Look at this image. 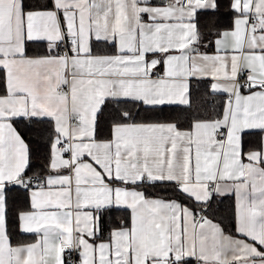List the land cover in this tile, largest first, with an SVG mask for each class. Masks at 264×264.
Returning a JSON list of instances; mask_svg holds the SVG:
<instances>
[{
	"label": "snow or ice",
	"instance_id": "obj_1",
	"mask_svg": "<svg viewBox=\"0 0 264 264\" xmlns=\"http://www.w3.org/2000/svg\"><path fill=\"white\" fill-rule=\"evenodd\" d=\"M0 264H264V0H0Z\"/></svg>",
	"mask_w": 264,
	"mask_h": 264
}]
</instances>
